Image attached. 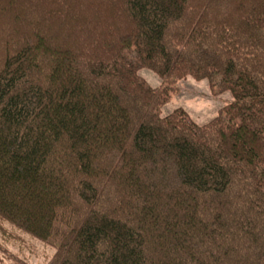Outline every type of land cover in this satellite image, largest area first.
I'll return each mask as SVG.
<instances>
[{
	"label": "trees",
	"instance_id": "obj_1",
	"mask_svg": "<svg viewBox=\"0 0 264 264\" xmlns=\"http://www.w3.org/2000/svg\"><path fill=\"white\" fill-rule=\"evenodd\" d=\"M0 37L1 239L46 264H264V0H0ZM187 76L231 96L204 124L160 113Z\"/></svg>",
	"mask_w": 264,
	"mask_h": 264
},
{
	"label": "rangeland",
	"instance_id": "obj_2",
	"mask_svg": "<svg viewBox=\"0 0 264 264\" xmlns=\"http://www.w3.org/2000/svg\"><path fill=\"white\" fill-rule=\"evenodd\" d=\"M57 10L58 9L55 11ZM64 10H71L69 15L75 17L79 11L78 8L74 9V7L70 10ZM84 11H86V9H84ZM43 13L45 14V12ZM63 16L64 13L61 12L59 14L57 12L53 13L52 16H50L51 22L54 23L58 18L62 19ZM69 21H71L69 22V28L76 29L79 19L74 20V18L70 17ZM43 23L45 22H42L39 26L41 32L43 31V26H46L44 29L47 28V25ZM60 28V24L58 26L56 25V27L50 28L51 33H61ZM117 28L120 30L118 26ZM138 76H140L141 79H144L146 84H149L152 87H160L163 84L162 79L147 68L140 69L138 71ZM209 86L207 79L196 80L189 76L173 83L174 89L169 91L168 101L160 108L161 115L169 114L176 108H182L195 123H206L216 116L225 103H228L231 100L229 92L213 93ZM100 163L102 162L100 161ZM119 214H121L120 211ZM18 237V240L15 239L11 241H4L0 238V244L4 248H0V264H21L23 262V264H46L54 253L53 248L48 247L37 240L31 239L26 234H18Z\"/></svg>",
	"mask_w": 264,
	"mask_h": 264
}]
</instances>
